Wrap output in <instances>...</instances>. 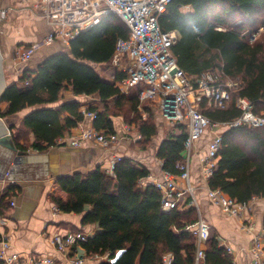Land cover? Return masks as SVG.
<instances>
[{"label": "trees", "instance_id": "16d2710c", "mask_svg": "<svg viewBox=\"0 0 264 264\" xmlns=\"http://www.w3.org/2000/svg\"><path fill=\"white\" fill-rule=\"evenodd\" d=\"M263 17L264 0H172L159 16L162 30L177 33L172 52L187 75L221 68L226 75L242 80L227 108L201 103L202 112L213 122L230 121L240 114L234 104L238 96L247 97L253 111L264 116V31L250 40ZM128 34L126 24L108 13L70 39L68 52L49 56L34 70L25 69L6 87L0 102L8 105L5 110L0 108L1 118L31 107L18 129H28L33 140L26 146L11 133L19 150L42 151L57 146L58 139L84 119L79 101L50 106L66 90L76 96L99 97L100 108H87L96 114L93 127L97 130L114 132L111 119L120 116L137 126L145 142L156 134L151 115L143 120L138 109L141 85L124 94L116 81L125 75L115 73V78L108 80L91 65L109 66L117 38ZM175 127L178 132L162 140L156 155L163 170L179 176L177 164L184 160L187 132L184 125ZM13 128L10 125V130ZM149 174L147 167L123 156L115 162L111 174L97 166L57 178L65 196L51 195L54 205L63 212L82 213V225L96 223L100 228L82 243L86 253H108L109 258H115L119 252L114 261L96 264H166V258L168 264H195L196 238L191 229H186L198 219L195 208L163 211L159 190L151 183H142ZM207 184L239 202L264 197V125L223 131L217 165ZM14 194L15 185L0 194V216L5 215ZM204 264H233L232 255L215 235L205 242Z\"/></svg>", "mask_w": 264, "mask_h": 264}, {"label": "built area", "instance_id": "2783aa9c", "mask_svg": "<svg viewBox=\"0 0 264 264\" xmlns=\"http://www.w3.org/2000/svg\"><path fill=\"white\" fill-rule=\"evenodd\" d=\"M172 0H37L34 8L51 25V31L40 41L25 47L17 48L14 56L19 62L27 61L42 46L56 41L68 42L80 31H84L100 22L106 14H115L128 27L126 38L116 40L111 65L125 76L119 81L121 92L127 93L131 87L141 85L138 93L141 104L157 105L162 116L175 125H184L187 135L184 141V160L177 164L179 176L163 170L160 179H154L153 184L160 192L162 210L168 212L177 208L183 198H187L186 206L196 205L195 187L189 179V165L195 153L196 142L199 141L207 129L214 134L200 150L199 163L202 179L206 182L207 196L224 213L237 216L244 211L251 210L252 204L258 197L249 201L239 202L217 188H210L207 184L218 161V151L222 146L224 130L238 126L264 125V116L253 111L252 102L244 96L235 99V107L240 114L230 121H211L201 110V103L213 108H227L232 100V92L242 84L238 77L226 75L221 68L204 70L194 76L187 75L177 64L172 52V46L177 39L174 30H162L159 16L167 10ZM7 14L6 9H0V18ZM217 29H222L218 27ZM262 28L252 33L251 39ZM85 117L95 119L93 111H83ZM222 128L221 131H218ZM118 133L97 130L94 127L81 129L78 134L60 137L58 144H68L78 147L92 142L103 147H113L120 142ZM122 156H115L107 170L110 174L116 161ZM16 164H11L0 179L14 182ZM150 174L147 176L149 177ZM146 177V178H147ZM145 179V178H144ZM179 181L181 182H178ZM143 180V179H142ZM143 183V181H142ZM144 184V183H143ZM190 199V201L188 200ZM14 205V201L11 202ZM54 210H58L56 205ZM200 214V213H199ZM186 229H191L195 236V264H201L205 259V242L211 236L210 224L201 216ZM0 259L2 264H21V259L10 254V242L7 236L0 235ZM88 238L82 230L71 231L65 235L55 234L51 243L55 248L67 254L70 247L82 245ZM264 228L256 235L252 242V263L264 264ZM227 251L231 252L230 247ZM119 252L116 254L118 256ZM108 253H90L82 256L75 255L70 264H86L88 259L95 261L109 260ZM166 264L169 258L165 259ZM28 264H61L50 255L30 256Z\"/></svg>", "mask_w": 264, "mask_h": 264}, {"label": "crops", "instance_id": "0c3cea01", "mask_svg": "<svg viewBox=\"0 0 264 264\" xmlns=\"http://www.w3.org/2000/svg\"><path fill=\"white\" fill-rule=\"evenodd\" d=\"M37 0H0V9H6L7 14L0 18V56L1 72L5 86L14 83L25 69H36L38 64L58 52L69 51V41H56L39 48L29 60L19 62L14 56L17 48L25 47L31 43L42 40L52 29L48 21L43 18L34 3ZM95 68L97 65L91 63ZM112 75H102L113 80L114 74H121L111 64ZM123 74V73H122ZM124 75V74H123ZM121 79L116 81V85ZM119 88V87H118ZM130 91V89H129ZM127 93L124 94H128ZM88 98L87 102L82 98ZM79 101V111L83 112L90 106L100 108L99 97L96 95H73L70 91H62L60 99L50 105L56 107L64 102ZM7 102H0V108L5 110ZM138 109L141 116L150 113L151 109L147 104L139 102ZM31 111V107L24 108L20 112L3 118L7 125L14 126L17 130L22 126L24 116ZM156 115V114H155ZM118 124L114 126V119ZM119 118V119H118ZM143 120L146 118L143 116ZM113 128L121 137L120 142L113 147H103L101 145L88 142L84 145L74 147L68 144L51 146L39 151L29 148L19 163L14 162L15 154L0 146V156L6 157V165L0 164V171L5 170L11 164L18 169L14 172V182H6L0 179V194L9 185H15V193L9 198V206L5 215L0 216V235L7 236L10 242L8 249L10 254H14L21 259V264H28L30 256L50 255L55 257L61 264H70V259L75 255H85L86 251L82 245L70 247L67 254L59 252L51 243L55 234L65 235L71 231L82 230L88 236H93L100 231L98 224L82 225V213L63 212L54 210V203L51 195L65 196L61 190L57 178L61 175L71 174L75 171L87 172L100 166L103 170H108L115 156L129 157L135 163L144 165L150 171V176L143 179L144 184L152 183L154 179L162 176V161L157 157V150L162 140L170 133L166 134L167 123L158 120L154 116L156 134L150 140L151 145L145 148L139 147V142H145V137L137 129L133 134L134 123L124 121L122 117H112ZM93 127V119L85 117L76 127L65 132L62 137L78 134L79 131ZM24 128V127H23ZM29 135L30 142L33 140L32 132L24 128ZM214 131L207 129L203 137L196 142L195 153L191 157L189 165V179L195 187L194 197L198 204L201 216L210 224L211 236L215 235L220 245L230 247L233 264H253L252 263V242L256 235L264 228V197H258L252 204L251 210L244 211L237 216H230L224 213L218 206L214 205L206 191V182L202 179L199 163V152L204 147L205 142L211 138ZM133 135V136H132ZM157 136V138H155ZM159 138V140H158ZM139 141V142H138ZM12 162V163H11ZM178 182L179 179H178ZM181 184V182H180ZM14 201V205L11 202ZM187 198H183L178 207L186 206ZM87 209V207H86ZM264 245V243H263ZM99 261L88 259L86 264H96ZM201 264H204V260Z\"/></svg>", "mask_w": 264, "mask_h": 264}, {"label": "rangeland", "instance_id": "374dc122", "mask_svg": "<svg viewBox=\"0 0 264 264\" xmlns=\"http://www.w3.org/2000/svg\"><path fill=\"white\" fill-rule=\"evenodd\" d=\"M258 28H262L257 34H256V36L253 38V39H250L251 41H253L259 34H261L263 31H264V17H263V19H262V22L260 23V26L258 27ZM95 69L98 71V72H101L102 73V75H108V76H111L112 75V69H111V67L110 66H108V65H97V66H95ZM82 101H84V102H87L88 101V98H82ZM146 104L148 105V107L151 109L150 111H152V112H150V113H144L143 114V116L146 118V119H148V117L151 115V121L153 122V121H155V120H153V118H154V116L155 117H157V119L160 121V120H162L163 122H165V123H167L168 125H167V128H166V134H168L169 132H171V131H174L175 133H177L178 132V129H177V127H175V124L173 123V122H170V121H168V120H166L163 116H162V114L160 113V111H159V109H157V105H151L150 103H147L146 102ZM156 114V115H155ZM143 116H141V118H143ZM115 117H117V116H115ZM120 117V116H119ZM119 119V118H118ZM114 126H116L117 124H118V122H117V118H115L114 120ZM125 121V120H124ZM210 129V128H209ZM134 130H136V131H133V134H135L136 132H137V126L135 125L134 126ZM211 130V129H210ZM222 130V128H219V130L218 131H221ZM12 134H15V138H17V141L19 142V143H21V144H24V145H26V146H28L29 145V143H30V138H29V135L23 130V129H15V131L13 132H11ZM133 136V135H132ZM155 138H157V136L155 137ZM158 140H159V138H158ZM139 142V141H138ZM151 145V141H148V142H142V141H140L139 142V147L141 148H145L146 146H148V145ZM149 145V146H150ZM29 149V148H28ZM28 149H26V150H28ZM0 164H2V165H6L7 163H6V157L5 156H0ZM8 169V167L5 169V170H7ZM5 170L3 169V170H1L0 171V175L2 174V173H4L5 172ZM189 201H190V199H188ZM197 203V202H196ZM197 206H198V204H197ZM190 207H194L195 208V210H196V214H197V217L201 214L200 213V210H199V208L197 209L196 208V205L195 204H193V205H191ZM200 213V214H199Z\"/></svg>", "mask_w": 264, "mask_h": 264}, {"label": "water", "instance_id": "95a60500", "mask_svg": "<svg viewBox=\"0 0 264 264\" xmlns=\"http://www.w3.org/2000/svg\"><path fill=\"white\" fill-rule=\"evenodd\" d=\"M6 89L2 72H1V56H0V97ZM0 146L15 154L14 162L19 163L22 157L26 154V151L19 150L12 138L10 126L6 124L3 118L0 117Z\"/></svg>", "mask_w": 264, "mask_h": 264}, {"label": "bare ground", "instance_id": "6f19581e", "mask_svg": "<svg viewBox=\"0 0 264 264\" xmlns=\"http://www.w3.org/2000/svg\"><path fill=\"white\" fill-rule=\"evenodd\" d=\"M11 163H12V162H11ZM16 165H17V164H16ZM17 167H18V166H17ZM17 167H16V169H18Z\"/></svg>", "mask_w": 264, "mask_h": 264}]
</instances>
